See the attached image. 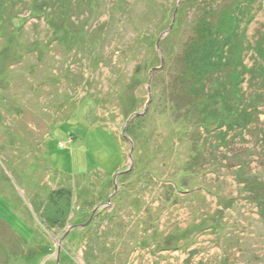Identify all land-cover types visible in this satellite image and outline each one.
<instances>
[{
  "label": "rangeland",
  "instance_id": "obj_1",
  "mask_svg": "<svg viewBox=\"0 0 264 264\" xmlns=\"http://www.w3.org/2000/svg\"><path fill=\"white\" fill-rule=\"evenodd\" d=\"M237 1L0 0V264H264V0L238 81H180Z\"/></svg>",
  "mask_w": 264,
  "mask_h": 264
},
{
  "label": "trees",
  "instance_id": "obj_2",
  "mask_svg": "<svg viewBox=\"0 0 264 264\" xmlns=\"http://www.w3.org/2000/svg\"><path fill=\"white\" fill-rule=\"evenodd\" d=\"M246 1L249 2V0ZM246 1H237V3H233L229 9L223 10L219 15L217 13V15H215V22H212L207 18L209 16L206 15L209 13L207 12L202 18L199 27L196 28L198 33L193 39H190L187 47L183 50L184 56L182 57L184 62H182L183 64L181 66L184 70L180 74V81L184 86V91L187 92L186 101L198 100L204 97L202 92L205 93L206 87L201 88V86H204L206 82L204 72L206 71V68H208L207 64H217L216 71L219 73L222 65L224 66V69L226 68L227 70L230 63H234V68L228 71L230 72V77L232 80L236 81L241 78V71L235 69V67L240 66L242 63V58L239 55L241 49L238 50V48H243L246 41L245 38L239 35L236 31L240 29L239 20L242 19L241 10H243L242 7ZM3 11L0 13L1 15L5 14ZM31 14L33 17H36V13L32 12ZM7 16L8 15H6V17ZM8 22H10V19ZM226 50L234 53L232 57H228L229 53L226 52ZM261 50L262 49L260 48V51ZM235 53H238V56L235 57ZM247 72H250V70H247ZM228 94L229 98L237 105H242L247 100L245 93L238 85L234 88L232 86ZM209 96L210 94H208V97ZM225 113L226 112L224 111V114ZM198 126L204 130L208 129V125L204 120H200ZM214 129L210 131L208 130V133H213V131H215ZM189 133L190 132H187V134ZM224 135L227 134L225 133ZM77 138L72 139L75 140ZM198 157H193V159L197 161ZM171 183L174 185L175 189L176 186L177 189H180V185H178L176 180L171 181ZM245 184H247V181L244 185ZM62 192L63 191H59L57 196L61 195Z\"/></svg>",
  "mask_w": 264,
  "mask_h": 264
},
{
  "label": "flooded vegetation",
  "instance_id": "obj_3",
  "mask_svg": "<svg viewBox=\"0 0 264 264\" xmlns=\"http://www.w3.org/2000/svg\"><path fill=\"white\" fill-rule=\"evenodd\" d=\"M61 260H60V253H59V257L57 258V261H56V263L55 264H61V262H60Z\"/></svg>",
  "mask_w": 264,
  "mask_h": 264
},
{
  "label": "water",
  "instance_id": "obj_4",
  "mask_svg": "<svg viewBox=\"0 0 264 264\" xmlns=\"http://www.w3.org/2000/svg\"><path fill=\"white\" fill-rule=\"evenodd\" d=\"M177 12V11H176ZM176 12H175V15L174 16H176ZM164 63V60H163V58H162V64ZM150 75H151V73H150Z\"/></svg>",
  "mask_w": 264,
  "mask_h": 264
}]
</instances>
